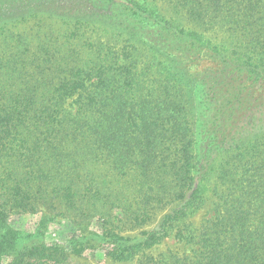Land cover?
Returning a JSON list of instances; mask_svg holds the SVG:
<instances>
[{"label":"trees","instance_id":"trees-1","mask_svg":"<svg viewBox=\"0 0 264 264\" xmlns=\"http://www.w3.org/2000/svg\"><path fill=\"white\" fill-rule=\"evenodd\" d=\"M168 236L189 250L145 254ZM96 249L264 264V0H0V264Z\"/></svg>","mask_w":264,"mask_h":264},{"label":"rangeland","instance_id":"rangeland-1","mask_svg":"<svg viewBox=\"0 0 264 264\" xmlns=\"http://www.w3.org/2000/svg\"><path fill=\"white\" fill-rule=\"evenodd\" d=\"M38 24L36 21H31L25 25H22L19 30L22 31L24 34L31 33L32 26H36ZM49 23H43L41 26L44 28ZM40 26V24H39ZM57 26V25H55ZM58 27V26H57ZM199 69H206L212 66V63L209 59H202L197 62ZM42 211L54 213L56 212V216L54 217L53 223H51L47 229L46 233V240L48 242H57L59 244L66 245V236H70V233H72L73 227L75 228L74 224L71 223V217L68 215H61L60 211H62V208L59 204H51V206L47 205H40L39 206ZM211 209L212 205L209 203L206 204V206L200 210L194 217L191 218V222L194 227H198L199 224L205 219L208 218L211 215ZM162 215L161 212L157 213L155 215V218L148 224L144 225L141 228H135V229H124L123 234L126 235H137L138 233L142 231H148L155 227L157 220ZM32 219V218H31ZM35 217L33 218V224H35ZM26 222V221H25ZM24 222V223H25ZM24 225V224H23ZM92 227L101 228V222L99 224L96 222V220H93ZM90 229L91 226H90ZM189 246L185 243L179 241L174 236H168L163 241H161L159 244H156L152 248L145 251V254L147 255H153V256H159L162 254H166L167 252H184L188 251ZM105 250H86L81 257L75 256L73 254H69V264H136L137 260L130 261V262H117L109 260L104 255ZM140 258V257H139Z\"/></svg>","mask_w":264,"mask_h":264}]
</instances>
